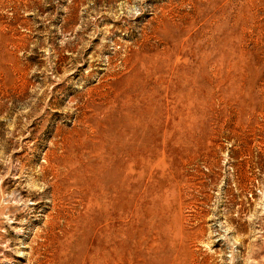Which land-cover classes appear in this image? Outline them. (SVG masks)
Returning a JSON list of instances; mask_svg holds the SVG:
<instances>
[{
    "label": "rangeland",
    "instance_id": "obj_1",
    "mask_svg": "<svg viewBox=\"0 0 264 264\" xmlns=\"http://www.w3.org/2000/svg\"><path fill=\"white\" fill-rule=\"evenodd\" d=\"M76 262L264 264V0H0V264Z\"/></svg>",
    "mask_w": 264,
    "mask_h": 264
},
{
    "label": "bare ground",
    "instance_id": "obj_2",
    "mask_svg": "<svg viewBox=\"0 0 264 264\" xmlns=\"http://www.w3.org/2000/svg\"><path fill=\"white\" fill-rule=\"evenodd\" d=\"M132 75V74H131ZM149 77V76H148ZM147 78V77H146ZM128 84V83H127ZM131 87V86H130ZM134 87V86H133ZM140 87V86H139ZM143 86H141V88H142ZM140 89V88H139ZM138 89V90H139ZM133 90H135V89H133ZM133 90H132V92H133ZM143 90V89H142ZM131 91V90H130ZM137 91V90H136ZM126 95V94H125ZM130 95V94H129ZM137 96H139V94L137 95ZM144 96V95H143ZM131 97V96H130ZM128 98V97H127ZM135 98H137V97H135ZM140 98H142V97H140ZM130 98H128V100H129ZM142 100H143V98H142ZM141 100V101H142ZM140 101V100H139ZM150 110V109H149ZM139 111V110H138ZM144 111V110H143ZM140 112V111H139ZM144 113V112H143ZM141 115V114H140ZM140 115H139V117H140ZM132 117V116H131ZM132 119H134V118H132ZM136 121V120H135ZM139 124H140V122H139ZM137 125V124H136ZM141 125V124H140ZM139 126V125H138ZM137 126V127H138ZM132 128V127H131ZM130 130V129H129ZM128 135V134H127ZM128 137V136H127ZM127 137H125V138H127ZM131 141V140H130ZM118 142V141H117ZM138 145V144H137ZM107 179V178H106ZM107 189V188H106ZM91 192V191H90ZM16 199V198H15ZM20 200L21 199H16V205H18L19 204V202H20ZM85 200V199H84ZM22 201V200H21ZM22 203V202H21ZM24 203V202H23ZM13 204H14V202H13ZM16 207V206H15ZM29 209V208H28ZM32 209V208H31ZM30 210V209H29ZM98 218V217H97ZM11 219V218H10ZM9 219V220H10ZM50 220V219H49ZM17 223V222H16ZM45 223V222H44ZM44 227V226H43ZM102 227V226H101ZM14 229V228H13ZM20 230V229H19ZM18 230V234L20 233V231ZM96 230V229H95ZM103 230V229H102ZM76 231V230H75ZM100 231V230H99ZM4 233V232H3ZM131 233V232H130ZM14 235V234H13ZM73 234H71L70 236H72ZM5 237V236H4ZM46 237V236H45ZM73 237V236H72ZM74 237H75V234H74ZM3 239V238H2ZM47 239V238H46ZM73 239V238H72ZM47 241V240H46ZM137 242V241H136ZM9 243V242H8ZM6 244V243H5ZM83 244V243H82ZM84 245V244H83ZM6 246V245H5ZM6 247H8V244H7V246ZM12 247V246H11ZM156 248V247H155ZM7 249V248H6ZM9 251V250H8ZM7 251V252H8ZM5 252V251H4ZM137 255V254H136ZM77 257V256H76ZM86 257V256H85ZM89 257V256H88ZM79 257H77V259H78ZM83 259V258H82ZM86 259H87V257H86ZM86 259H85V261H86ZM88 260V259H87ZM85 261H83V262H85ZM34 262V261H33ZM38 263V262H37ZM77 263V262H76ZM89 263H90V260H89ZM167 263V262H166ZM78 264V263H77ZM81 264H82V262H81Z\"/></svg>",
    "mask_w": 264,
    "mask_h": 264
}]
</instances>
